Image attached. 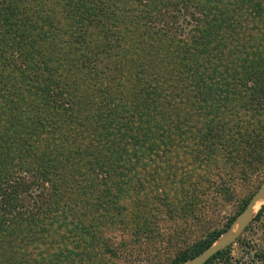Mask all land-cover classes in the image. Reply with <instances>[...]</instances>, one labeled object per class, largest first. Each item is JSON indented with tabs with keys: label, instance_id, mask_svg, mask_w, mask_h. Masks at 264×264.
I'll return each instance as SVG.
<instances>
[{
	"label": "trees",
	"instance_id": "obj_1",
	"mask_svg": "<svg viewBox=\"0 0 264 264\" xmlns=\"http://www.w3.org/2000/svg\"><path fill=\"white\" fill-rule=\"evenodd\" d=\"M215 3L0 0V89L9 91L0 97L10 93L21 98L31 133L39 135L11 155L6 134H0L5 140L0 141V264H54L55 260L71 264L75 258L71 248L57 257L54 245L43 241V236L53 238L58 223L66 222L55 218L64 194L103 192V208L114 212L108 217L114 222L146 190L147 181L142 179L139 185L137 180L142 176L139 168L179 143L194 157L202 154L211 160L202 176L187 177V195L200 199L212 189L232 190L230 181L238 178V171H226L231 136L223 134L217 145L208 138L230 125L224 119L234 110L236 99L248 98L250 109L254 101L253 110L262 104L258 83L264 57L255 55L250 69L246 61L233 67L229 31L238 24L230 18L227 3L223 18H216ZM59 14L68 21L66 30L57 26ZM77 139L81 145L68 146ZM77 158L90 171V183L85 174L78 181V164L73 165ZM178 202L167 205L171 213L185 208ZM101 205L99 201L97 206ZM67 206L66 202L62 208ZM261 215L262 210L254 222ZM72 227L64 229L66 240L82 234L68 236ZM137 230L136 237L141 233L143 239L149 238L145 228ZM221 234L208 232L163 264H184L210 248ZM232 246L206 264H236ZM99 247L83 252L95 255L96 264H120L129 252L124 243L100 242ZM101 251L109 255L104 262ZM255 256L264 264V249L256 250Z\"/></svg>",
	"mask_w": 264,
	"mask_h": 264
},
{
	"label": "rangeland",
	"instance_id": "obj_2",
	"mask_svg": "<svg viewBox=\"0 0 264 264\" xmlns=\"http://www.w3.org/2000/svg\"><path fill=\"white\" fill-rule=\"evenodd\" d=\"M216 1H218L215 3L216 18H223V15H220L222 10H225L224 6L227 3L228 9H231L230 18L234 20L235 24H238L229 31L232 38L233 67L238 68L246 61L247 69H250L249 61L255 55L261 54L264 57V0ZM258 2L260 4H257ZM60 7L58 5L56 9L58 10ZM58 17L60 18V24H57L58 28L66 30L68 21L64 15L59 14ZM66 32L69 33V31ZM259 81L262 104L255 107L257 110H253L254 101L251 102L252 109H250V105L247 103L248 98L236 99V102L232 103L234 110L224 119L225 123H230V125L224 129L219 128L216 137L208 138V141L217 145L222 141L223 134L231 136L230 142L232 143L227 149L230 159L226 171L229 169L238 171V178L230 181L234 192L230 189L219 192L212 189L206 195L198 194L201 196L200 199H195V195L192 193L187 195V177L190 175L195 180L202 176L210 168L211 160L209 161L208 157L202 154L194 157L191 149L186 148L183 143H179L178 146L170 148L171 151L166 150L165 154H163V150L160 151L153 157L151 163L146 167L139 168L142 176H138L137 180L139 185H142V179L147 181L146 190L134 197L133 206L126 209L124 215L119 216L120 218L114 222L108 220V217L114 212L103 208V192L91 193L88 190L85 192L75 190L64 194L59 205L60 210L55 213V218L66 219V222L57 224L52 239L43 236L44 243L46 241L54 245L53 252L55 251L57 257L60 252L71 248L75 257L71 264H96L95 255L83 252L91 251L94 247L100 248V242L110 243L113 246L123 243L126 245L129 252L120 264H163L164 261L168 262L174 257L178 251L186 249L187 245L206 236L208 232L220 231L222 232L221 237H223L240 215L238 212L244 201L250 198L264 183V72L263 78L260 77ZM2 92L9 91L0 89V93ZM27 111V105L18 96L8 93L5 97H0V134H6L9 139L5 140H7V148L10 149L11 155L18 148H27L39 136L31 133L27 121ZM260 120L262 122L259 125ZM230 126L231 131L225 132V129ZM88 134L86 136L91 139ZM5 140L0 137V141ZM79 140L77 139L76 143L71 141L68 146L78 147L81 145ZM218 148H222V146ZM197 149L195 150L197 151ZM213 155V152L209 154L210 159H213ZM198 156L201 161L197 160ZM80 162L82 163L77 158L74 164L73 162L71 164L77 165ZM61 165L59 162L58 169L60 171ZM75 171H77L75 173L78 181L84 179L82 176L84 174L85 176L89 175L88 183L93 180L90 171L85 168L84 164L83 166L78 164ZM80 171L83 172L79 173ZM233 183H238V186H233ZM101 189L103 190V187ZM198 195L196 198H199ZM100 197L102 200H99ZM168 198L169 201H167ZM171 200H178V204L185 208L171 213L167 208ZM99 201L102 202L101 206H97ZM66 202L68 203L67 208H62ZM106 203L105 205H107ZM190 205L194 208H190ZM261 210L260 220L254 222ZM234 217L235 220L229 223L230 219ZM70 224L77 227H72ZM83 226H86L87 229L85 233ZM69 227L72 229L69 230L68 236L73 235V232L76 231L82 234L71 236L69 240H66L63 237V232L65 228L69 229ZM138 228H145L149 238L143 239L141 233H138V237H136ZM239 239L240 242L234 243L231 249L235 263L262 264L257 261L255 255L256 250L264 249V204L259 205L252 222ZM101 253L104 262V259L109 255H103V251ZM54 264L61 263H57L55 260Z\"/></svg>",
	"mask_w": 264,
	"mask_h": 264
},
{
	"label": "water",
	"instance_id": "obj_3",
	"mask_svg": "<svg viewBox=\"0 0 264 264\" xmlns=\"http://www.w3.org/2000/svg\"><path fill=\"white\" fill-rule=\"evenodd\" d=\"M260 204H264V183H262L259 189L251 196L249 202L237 217L230 230L223 237L219 238L210 248L204 250L201 254L188 260L184 264H206L219 252L232 246L246 231L253 220L256 207Z\"/></svg>",
	"mask_w": 264,
	"mask_h": 264
},
{
	"label": "bare ground",
	"instance_id": "obj_4",
	"mask_svg": "<svg viewBox=\"0 0 264 264\" xmlns=\"http://www.w3.org/2000/svg\"><path fill=\"white\" fill-rule=\"evenodd\" d=\"M259 205L256 207V210L258 209Z\"/></svg>",
	"mask_w": 264,
	"mask_h": 264
}]
</instances>
